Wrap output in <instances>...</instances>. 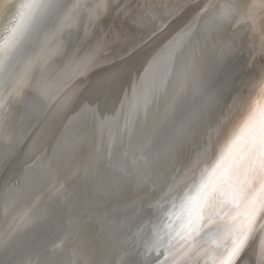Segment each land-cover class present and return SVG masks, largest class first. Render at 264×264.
<instances>
[{
    "label": "bare ground",
    "instance_id": "1",
    "mask_svg": "<svg viewBox=\"0 0 264 264\" xmlns=\"http://www.w3.org/2000/svg\"><path fill=\"white\" fill-rule=\"evenodd\" d=\"M28 2L0 41V264H158L145 249L164 198L264 89L245 0H211L199 20L209 0H171L180 12L155 37L169 0ZM186 26L143 95L146 61Z\"/></svg>",
    "mask_w": 264,
    "mask_h": 264
},
{
    "label": "snow or ice",
    "instance_id": "2",
    "mask_svg": "<svg viewBox=\"0 0 264 264\" xmlns=\"http://www.w3.org/2000/svg\"><path fill=\"white\" fill-rule=\"evenodd\" d=\"M245 3L264 54V0ZM210 6L211 0L202 5L196 19ZM178 12L180 7L171 0L162 3L156 9L160 28L151 34L155 37L166 31ZM189 32L190 26L178 29L154 49L144 69L149 86H139L143 95L158 88L153 69L159 66L166 77ZM93 111L86 109L87 114ZM164 199L171 204L158 210L164 222L153 233L145 256L155 255L158 264H264V89L259 102L240 114L191 178ZM140 264L147 261L142 259Z\"/></svg>",
    "mask_w": 264,
    "mask_h": 264
},
{
    "label": "rangeland",
    "instance_id": "3",
    "mask_svg": "<svg viewBox=\"0 0 264 264\" xmlns=\"http://www.w3.org/2000/svg\"><path fill=\"white\" fill-rule=\"evenodd\" d=\"M30 0H18L16 1L11 8L8 10V13H6L5 15H3L0 18V41H3L7 38V34L10 31V28L12 27V25L14 24V22H16V17L17 15L20 13L21 10H24V6L27 5ZM22 2V4L20 3ZM24 3V4H23ZM17 6V7H16ZM21 8V9H20ZM22 12V11H21ZM18 13V14H17ZM13 14V15H12ZM14 16V17H13ZM13 18V19H12ZM5 22H3V21ZM11 22V23H10ZM12 24V25H11ZM7 25V26H6ZM4 35V36H3ZM6 36V37H5Z\"/></svg>",
    "mask_w": 264,
    "mask_h": 264
}]
</instances>
